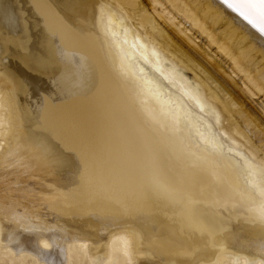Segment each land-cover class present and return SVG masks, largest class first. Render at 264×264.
<instances>
[{"label":"bare ground","instance_id":"6f19581e","mask_svg":"<svg viewBox=\"0 0 264 264\" xmlns=\"http://www.w3.org/2000/svg\"><path fill=\"white\" fill-rule=\"evenodd\" d=\"M137 1L0 0V192L15 196L0 200V250L38 264H264V179L250 164L260 180L245 185L207 146L224 119L252 143L245 127L264 133L243 106L264 102L260 7Z\"/></svg>","mask_w":264,"mask_h":264},{"label":"rangeland","instance_id":"374dc122","mask_svg":"<svg viewBox=\"0 0 264 264\" xmlns=\"http://www.w3.org/2000/svg\"><path fill=\"white\" fill-rule=\"evenodd\" d=\"M140 1H142V0H138L137 2H140ZM145 1L146 0H144V2ZM144 2H143V4H144ZM140 5H141V2H140ZM133 8H135V9H133ZM135 10L137 11V13ZM132 12H133L134 18L136 17L135 19H140L136 6H132ZM153 31L157 36L159 34L158 37L160 39L159 41L161 42V40L164 39L162 37L163 34L161 32H158L157 29H155V28L153 29ZM173 40H175L176 43H179L177 41V38L173 39ZM196 41L205 50L206 45H205L204 41L201 40V37L198 36L196 38ZM210 50L211 51L205 50V52L208 53L210 56L214 57V55L216 54L215 51L213 49H210ZM190 54L193 55V52ZM165 58H167L168 60L174 61V59H172L171 56L170 57L168 56ZM215 58L220 62L221 65H223L224 68L229 67L228 63L221 56L218 55ZM199 60H201V57L198 56L197 61L199 63H201V61H199ZM186 64L189 65L191 63H189V61H188ZM227 70L229 72V69H227ZM216 72H218V71H216ZM187 74L189 77H192L189 72H187ZM229 74L231 75V77H233L235 79V81L237 82V86L240 85V80L237 77L235 78L233 76V74H231L230 72H229ZM214 75L216 76V78L222 80V78L219 77V75H217L215 72H214ZM228 88H231V87H228ZM237 93L238 92L236 90L234 92V94H237ZM243 97L245 98V101L243 102V106L245 107V109H247V111H250L257 118L256 121H258V122H256V121L255 122L257 124H259V126L260 125L263 126V128L261 126H260V128L264 130V116H263V114H264V102H263V97L262 96H260V97L255 96V97L251 98L247 94H245ZM242 109H244V108H240V109L235 111V115L237 116L236 119L239 118L238 120H240V121H242L241 119L245 118L244 110H242ZM242 116H244V117H242ZM220 126H222V127H220ZM215 127L220 130V134H221V137L223 139L220 140L218 145H212L211 146L210 144H207V146L220 151V153L222 155H225L228 158L235 159L237 164L243 168V180H244V183L246 182L245 185H247V183H249V182H252L253 180H256L257 182L260 180L258 175H251L250 177L247 175L248 174V171H247L248 166L250 164H254L256 166V169H258V171L261 173L260 177L262 179H264V149H263L264 148V133L262 134L260 131H258V132L255 131L253 129L254 127L249 128L251 126L245 127L246 132H249L250 134L252 133L251 136H252V138H254V140H253L254 143H252L251 141L247 140L246 138H242V137L238 136L235 133L236 131L233 130L232 126L230 125V123H228V121L226 119L223 120V124L216 125ZM216 133H218V131L214 132V134H216ZM224 139L226 142L224 141ZM198 140H200V139H198ZM158 143L160 146L162 143H165L168 147H171V145H172V144L171 145L168 144L166 139H163V140L159 139ZM259 147H260V151H259ZM244 168H246V170ZM0 193H1V195H0L1 199L0 200L3 199L4 200V201L2 200L3 203L6 204L9 201L7 203V205L8 204L10 205L12 203V200H14V198H15L14 193L13 192L11 193V191H9L7 193L3 192L4 194L2 192H0ZM5 197H7V198L12 197V199L6 200ZM5 201H7V202H5ZM257 219L259 221L263 222L264 221V215L257 216ZM2 244L3 243H1L0 245H2ZM0 264H38V262L34 261V259L30 256L17 257L15 255V256L11 257L9 255L4 254L3 250H0ZM80 264H88V263H87V260H84ZM249 264H259V263H257V262L251 263L250 262Z\"/></svg>","mask_w":264,"mask_h":264},{"label":"snow or ice","instance_id":"6c2138e0","mask_svg":"<svg viewBox=\"0 0 264 264\" xmlns=\"http://www.w3.org/2000/svg\"><path fill=\"white\" fill-rule=\"evenodd\" d=\"M225 3H228V0H225ZM257 5L260 7L261 18L262 21H264V0H241V6H257ZM228 6L233 8L236 7L232 3H228ZM241 15H245V18L248 19L247 15L243 11H241ZM259 30L261 33H264V22L261 23Z\"/></svg>","mask_w":264,"mask_h":264}]
</instances>
